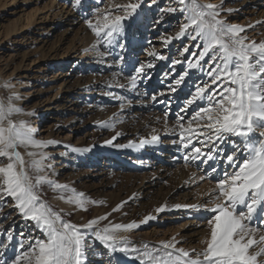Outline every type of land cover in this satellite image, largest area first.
<instances>
[{
    "label": "rangeland",
    "instance_id": "374dc122",
    "mask_svg": "<svg viewBox=\"0 0 264 264\" xmlns=\"http://www.w3.org/2000/svg\"><path fill=\"white\" fill-rule=\"evenodd\" d=\"M244 1L199 0V3L217 5L221 13L219 18L227 24L243 27L245 32L241 36L248 42H264V0ZM130 2H138L140 6L123 21V31L115 35L111 44L98 40L87 21L103 26L104 14L123 15L117 6ZM74 3L75 0H0V102L7 105L9 97H18L12 103L23 113L33 115L18 114L12 119L27 122L36 130L37 140L56 141L42 150L20 147L19 151L28 162L32 158L26 151L45 152L48 159L44 161L46 168L41 175L104 203L87 204L88 210L82 211L59 198L71 193L54 190L46 183L37 190L41 200L78 226L83 225L79 222L83 218L86 225L89 220L107 215L108 218L93 230L85 229L89 245L85 262L89 264H140L138 252H113L99 241L95 243L92 234L105 226L140 223L149 214L156 219L140 224L137 229L115 233L118 241L126 240L124 246L129 249H143L144 245L158 247L175 237L179 241L178 248L203 251L210 239L208 219L214 215L207 209L222 203V198L216 199L217 181L223 178L225 169L231 172L232 167L221 158L207 162L185 161L184 155L178 159L180 163L177 161L170 166L165 151L162 161H157L151 156L155 150H149L146 144L154 143L168 149L172 139L167 134V125L176 126L178 116L189 108L193 118L201 107L208 106L207 99L197 100L192 105H186L185 101L190 98L195 84L209 85L206 96L217 90V85L211 84L207 75L209 57L189 69L188 61L195 62L201 51L198 41L188 39L186 34L164 43L168 37H176L181 25L186 23L176 0H80V4L73 6ZM170 8L177 11H168ZM185 48L187 52H183ZM106 49L116 55L110 63L99 55ZM123 51L126 52L123 54ZM150 52L165 56L163 61L164 65L170 64L168 69L158 63L155 56L149 55ZM127 57L134 62L133 72L142 63L154 65L145 68L146 76L140 79V84L143 92L150 85L155 88L146 93L141 105L131 107L129 113L120 109L116 90L119 84H111L112 87L105 84L113 70L125 67ZM172 61L182 63H177L179 67L170 76V68L177 65ZM187 69L193 76L187 84V79L182 82L183 89L179 91L180 85H175V79ZM170 85L176 90L171 91ZM113 89L115 93L110 92ZM104 122H111L113 126L103 127ZM194 122L202 123L199 118ZM153 135L159 137L155 142L151 139ZM193 140L194 145L201 146L195 136ZM176 142L181 151L182 143ZM136 144H141L147 154L134 158L122 153ZM108 147L111 155L104 154L102 149ZM97 149H100L98 155ZM203 151L207 152L208 147ZM214 151H219L221 157L231 153V141L218 143ZM7 162L3 159L0 166ZM131 164L136 168L129 167ZM29 171L35 177V173ZM132 197L137 201H131ZM14 205L10 196L0 199V233H3L0 240L6 243V234L11 232L22 245L19 253L22 255L30 250V244L44 239V234ZM118 205H122L119 211H113ZM161 205L167 206L166 211L157 214L155 209ZM175 205H199L200 209L175 208ZM262 224L260 218L255 227L251 225L261 230ZM14 258L0 260V264H10Z\"/></svg>",
    "mask_w": 264,
    "mask_h": 264
},
{
    "label": "snow or ice",
    "instance_id": "6c2138e0",
    "mask_svg": "<svg viewBox=\"0 0 264 264\" xmlns=\"http://www.w3.org/2000/svg\"><path fill=\"white\" fill-rule=\"evenodd\" d=\"M176 3L179 5L178 10L184 14L186 23L181 25L176 37H168L164 43L186 34L188 39L198 41L201 51L195 62L188 61V68L199 66V62L208 56L210 68L207 75L211 84L217 85V90L206 96L209 85L195 84L190 98L185 101L186 105L204 99L209 103L207 107H201L192 118H199L202 123H197L196 127H193L192 121L188 122L187 127L184 124L178 125L183 147L187 149L191 145V151L184 159L207 162L221 158L233 169L231 172L225 169L223 178L217 181L216 199L222 198V203L207 209L214 213L208 219L211 225L210 239L206 241L207 247L198 253L178 248L179 241L175 237L162 242L158 247L144 245L143 249H129L124 246L127 244L126 240L118 241L115 233L137 229L140 224L156 219L151 214L140 223L133 221L96 229L93 232L94 238L113 252H138L140 264H264V260L259 259L264 256V236L259 241L255 240L253 234L257 229L251 225L254 216L260 217L261 223H264V42H248L246 37L241 36L245 29L220 19L219 7L215 4H200L199 0H176ZM78 4L80 0H75L73 6ZM139 6L138 2L117 6L122 9L123 15L106 13L102 17L105 22L103 26L99 23L94 26L92 20H88L87 24L98 40L111 44L115 35L123 31V21L134 14ZM168 11L175 12L177 9L170 8ZM187 51V48L183 50ZM149 55L165 59L162 54L155 52H150ZM177 63L182 61H172L173 65ZM153 66L149 62L135 68L136 75L129 78L133 87L138 79L146 76L145 68ZM186 75L187 71L175 79V85H181ZM169 87L171 91L176 90L171 85ZM14 99L18 97H9L7 105L0 102V164H3V159L8 161L6 165L0 166V199L4 195L12 197L20 214L36 223L44 234V239L30 244V250L16 256L10 264H21L22 260L25 264H85L89 245L88 236L82 229L93 230L100 221L108 218L107 215L89 220L83 226L75 225L65 220L62 212L54 211L42 201L37 190L46 183L54 190L69 192L70 196L61 195L59 198L82 211L88 210L87 204L99 205L104 202L93 201L83 192H77L68 185L41 175L46 168L44 161L48 159L45 152L26 151V155L32 159L30 162L24 159L19 151L20 147L42 150L56 141H39L35 139L36 130L27 122L14 121V115H33L23 113L22 109L12 103ZM152 99L155 100L156 97L153 96ZM102 126L113 125L111 122H104ZM192 136L198 139L200 147L192 143ZM232 137L237 140H232ZM151 139L155 142L159 137L153 135ZM226 140L231 141L232 151L221 157L220 152L214 149L218 143ZM205 147H208L207 152L203 151ZM29 169L35 173V177L30 174ZM121 206L118 205L113 211H119ZM166 207L161 205L155 212L163 213ZM174 207L197 211L200 209L199 205ZM6 235L7 241H12L13 234L9 232ZM0 246L6 249L8 245L0 240ZM254 247L258 250L251 251Z\"/></svg>",
    "mask_w": 264,
    "mask_h": 264
},
{
    "label": "bare ground",
    "instance_id": "6f19581e",
    "mask_svg": "<svg viewBox=\"0 0 264 264\" xmlns=\"http://www.w3.org/2000/svg\"><path fill=\"white\" fill-rule=\"evenodd\" d=\"M246 1L247 0H245L244 2H246ZM248 1H250V0H248ZM123 45L126 46L124 40H123ZM125 52L126 51H123V54ZM123 54H122V56H123ZM99 55L103 60L104 59L108 60L109 63L112 62L116 58V55H113V53L111 51H109V49H106L104 53L99 54ZM97 56H98V54H97ZM131 59H132L131 57H127V61L124 65L125 67L123 69L117 68V69L113 70L114 73L110 76V78L105 83L107 86H110V87H112L111 84H117L118 83L120 85V86L118 85V87L116 88V90L118 92V94H117L118 98L120 96V99L118 102L120 104L119 106H121L120 109L123 110V112H125V113L126 112L129 113L131 107L133 108V107H137V106L141 105V103H143V99H145V97H146V93L148 94L149 92L155 90L154 86L150 85L149 87L144 88L145 89V91H144L145 93H144L143 90H141L142 87L140 84V81H141L140 79L137 80L136 86L133 87L132 82L129 79L132 75H135V72H133V69H134L133 63L134 62ZM158 61H159L158 63H161L162 65L165 64V61H163V60L158 59ZM169 65L170 64L168 63L164 66L166 69H168L167 67ZM178 67H179V64L172 66L170 68V70H169L170 76L174 75L175 68H178ZM158 70H161V69L159 68ZM186 71H187V75L185 76L184 80L187 79L186 80V84H187V81L189 80V78H192L193 72H190L189 69H187ZM178 89H179V91H182V89H183L182 85H180L178 87ZM110 92L115 93V89H113ZM173 102H175V100H173ZM122 105H123V107H122ZM181 117L183 119H181ZM177 119H178L179 123L176 124V126L168 127V125H167V134L172 139L171 144H170L171 146L168 149L164 146L156 145L154 143L146 144V147L149 150L150 149L155 150V152L151 156H153L157 161H160V162L162 161L163 152L165 151V153H167L166 158L169 161L168 165H170V166L171 165L173 166L175 163H177L180 156H182V155L185 156V155L189 154L191 151V145L187 149H185L183 146L180 147L182 150H184V151H182V150L180 151L179 147H177L178 145L176 142V141H180V135L179 134H180L181 130H180L178 125L184 124L185 127H187L189 120L193 122V120L191 118V108H189L188 110H185L183 113H181ZM184 121H185V123H182ZM196 125H197V122L196 123L194 122L193 127H196ZM197 130H199V129H197ZM193 137L194 136H192V143H194ZM173 139H175V140L173 141ZM29 149H32V148H29ZM102 149H104V154H108V155L112 154V153L108 152L110 150L109 147L108 148H102ZM125 149H127V150L123 151V152L121 151V152L123 154L132 155L134 158H141L142 154H144V155L147 154L141 144L131 145L130 147H127ZM99 153H100V149L99 150L97 149L96 154L98 155ZM129 167L136 168V166L134 167L132 164ZM161 170L165 171V169H161ZM132 200H134V197L131 198V201ZM136 201H137V199L134 200V202H136ZM138 205H139V203H138ZM76 213H79L83 217L81 212L76 211ZM259 219H260V217L254 216L252 221H251V224H253V226L255 227L256 223L259 222ZM79 222L83 223V225H85V218H83L82 220H79ZM83 225H81V226H83ZM82 230L85 231V229H82ZM253 235H254L255 240L259 241L260 237L264 236V224H262L261 230H257ZM92 237L94 238V235ZM94 240H95V238H94ZM96 241L97 240H95V243H96ZM6 243L8 245L7 248L5 249L4 247H2L1 251H0V260L2 262L3 261L5 262L11 258H14L17 255H20L19 253L22 250L21 243L17 239H15L14 237H13L12 241H10V242H8L6 240ZM256 250H258L257 247H254L253 249H251V251H256ZM259 259L264 260V256L260 257ZM85 264H89V263L85 262Z\"/></svg>",
    "mask_w": 264,
    "mask_h": 264
}]
</instances>
